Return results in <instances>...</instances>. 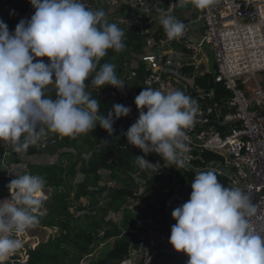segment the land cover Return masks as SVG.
<instances>
[{
	"label": "clouds",
	"instance_id": "obj_1",
	"mask_svg": "<svg viewBox=\"0 0 264 264\" xmlns=\"http://www.w3.org/2000/svg\"><path fill=\"white\" fill-rule=\"evenodd\" d=\"M210 2L193 0L199 8ZM30 3L34 14L21 19L14 32L0 19V141L10 142L19 153L49 132L74 138L98 123L111 135L115 119L131 109L114 103L104 116L86 88L125 85L115 65L100 63L108 49L125 48L123 30L109 23L102 9L87 8L81 0ZM159 23L170 40L182 36L185 28L172 15H162ZM44 56L49 63L33 62ZM48 85L54 86L55 98L46 95ZM134 103L138 118L123 132L128 144L184 168L189 152L185 130L194 124L196 101L180 90L146 87ZM136 164L141 169L153 165L144 156H136ZM217 177L210 170L194 175L190 198L171 213L176 223L169 243L189 256L188 264H264V235L249 225L248 217L255 212L249 195L239 187H225ZM45 185L46 179L34 174L10 181L8 188L16 195L10 191L11 199L0 200V260L20 249L18 235L38 223Z\"/></svg>",
	"mask_w": 264,
	"mask_h": 264
},
{
	"label": "built area",
	"instance_id": "obj_2",
	"mask_svg": "<svg viewBox=\"0 0 264 264\" xmlns=\"http://www.w3.org/2000/svg\"><path fill=\"white\" fill-rule=\"evenodd\" d=\"M107 5L109 17L118 26L133 28L143 37L146 52L135 54L125 64L133 70L139 62H145L148 73L141 82L142 90H180L167 78L171 73L183 75L185 66L200 69L208 61L205 47L210 48L215 66L212 80L222 84L229 96L222 104L214 87L196 86L197 112L193 126L185 130L189 147L184 154L185 168L214 171L228 178L230 188L239 187L247 193L255 207L248 217L249 225L264 235V0H211L206 7H198L200 41L192 36L191 21L178 18V0H108ZM162 15H172L183 22L182 36L170 40L155 34ZM137 95L133 88L119 93L118 104L131 109L120 118L131 124L139 115L134 103ZM3 142L10 147V142ZM205 151L216 152L224 159L196 165ZM12 170L10 165V174ZM135 213L134 226L121 232L132 238V250L115 264H155L159 253L171 256L175 262L189 258L169 243L171 228L152 214L143 215L139 209Z\"/></svg>",
	"mask_w": 264,
	"mask_h": 264
},
{
	"label": "trees",
	"instance_id": "obj_3",
	"mask_svg": "<svg viewBox=\"0 0 264 264\" xmlns=\"http://www.w3.org/2000/svg\"><path fill=\"white\" fill-rule=\"evenodd\" d=\"M93 3L97 0H88ZM87 7V6H86ZM14 10V14H10ZM2 11L4 12L2 14ZM35 8L31 5L30 0H0V19H2L8 26L11 32H14L15 26L21 19H30L34 14ZM157 36L166 35L161 24L158 25L155 31ZM125 43V48L119 52L113 49H108L107 55L100 60V63H109V59L118 54H125L132 59L135 54H141L144 48L143 37L139 35L134 40L122 38ZM213 59V56L211 54ZM37 60L49 63V58L36 57L33 62ZM214 66V62H213ZM215 68V66H214ZM118 77V70L115 71ZM134 81L125 82L127 87L133 88L138 94L142 90L141 82L148 73L145 62H139V65L133 69ZM183 75L193 78L195 86L203 89L210 87L215 88L216 98L222 104H226L229 96L227 89L219 83H214L212 80L213 72H206L202 75H196L193 67H183ZM91 75H94L91 74ZM91 75L89 81L91 80ZM89 81H85L89 85ZM49 86V85H48ZM116 87L111 85H104L101 88L96 86L87 87L86 91L90 92L92 98L97 99L100 103V114L107 116L108 112L112 110L114 103H119L120 98L114 92ZM52 98H55V89H51ZM195 100V99H194ZM132 124L119 118L115 119L113 124V132L111 134L112 140H107L109 134L106 130L101 128L97 123L96 127L88 133L78 134L73 137H64V141L68 145L76 146L78 141L85 137L88 145L91 148V155L88 162L82 168L86 174V181L78 185L79 194L88 193L87 187L90 184H98L102 179L104 169L113 172L126 173L124 165L128 167L136 164L134 159L136 156H144L153 165H165L167 161L163 160L159 154L152 152L145 154L142 150H133L122 146L125 139L123 132ZM42 151L41 146L30 145L27 149L28 153H38ZM6 152L16 155L18 152L11 150L0 141V200L11 194V189L8 188L10 181L13 179L10 174V162H7ZM63 155V154H62ZM61 157V156H60ZM203 159L197 160L196 165H204L206 161L223 160V156L213 151H205ZM78 163V162H77ZM76 162L71 165L63 164L60 159L53 163L41 164L32 163L25 174L41 175L46 179L45 190H50L49 199L58 203H63L65 198L70 194L69 182L75 177L77 173ZM199 172L193 168H175L171 173L173 178L177 180L178 191L187 199L190 198L192 191L191 182L194 175ZM218 181L225 187H229V180L226 176L218 175ZM230 188V187H229ZM15 192V191H13ZM12 192V193H13ZM111 202L105 206L99 207V210H91L94 213H87L86 217H74L67 208L63 205V212H59L54 207H48L45 213H37L38 223L36 225L57 227L60 229L58 235L51 236L47 241H43L26 250V261L4 262L0 260V264H81V259L86 256H93V246L96 243V233L104 228L105 217L108 212L115 207V202L122 201L120 208L123 210V219L121 227L125 230L134 226L137 214L129 206L127 197H134L137 193L136 185L124 180L121 185L111 189ZM173 191L168 190H151L145 196L148 200L147 206L142 209L143 215H154L160 222H162L168 229L171 228V223L176 221L172 218V211L183 204L179 200L172 201ZM169 207V211H166ZM171 221V223H170ZM133 247L132 238L126 235L118 234L113 238L110 247L107 250L100 252L96 258H91L89 264H115L122 260L127 254H130ZM188 259L183 262H175L171 256L159 253L155 264H188Z\"/></svg>",
	"mask_w": 264,
	"mask_h": 264
},
{
	"label": "rangeland",
	"instance_id": "obj_4",
	"mask_svg": "<svg viewBox=\"0 0 264 264\" xmlns=\"http://www.w3.org/2000/svg\"><path fill=\"white\" fill-rule=\"evenodd\" d=\"M103 1L104 0H102V2ZM81 2L87 6V8L93 10L102 9L106 14V19L108 22L112 23V20L108 17L107 10H109V6L107 4L101 5L99 0L93 3H89L88 0H81ZM3 13L4 12L2 11V14ZM198 14L199 9L196 7L195 12H189V14L186 15V17H188L186 19L192 21L197 20ZM180 15H182V13H180ZM120 28L124 32L123 38H131V36L133 38H137L139 36V34H137V32L133 29L126 27ZM193 38L196 41H200V32L194 34ZM145 52L146 50L143 48L141 53ZM131 61L132 58L125 54H118L109 59V63L115 65V71L118 70V78L122 80L124 84L125 82L132 83L134 81V78H131V75L133 74L132 68L125 66L127 62ZM205 71L213 72L214 74L215 68L213 66L212 57L208 59L204 66L202 65L200 69H195L194 72L196 75H202ZM188 78L183 77V75L180 74L171 73L170 78H167V81H170L172 86L178 87L180 90H182L185 95L192 97L195 96L198 89L196 86H192L193 79ZM52 87L54 86H47L46 94L50 95L52 92ZM207 102H210V100L208 99ZM107 140H112V136L110 134L107 135ZM54 141L56 142L54 143ZM36 145L41 146L42 151L35 154L28 153L27 151L19 152L16 155L10 152L7 154V161L10 162L11 168L13 169L11 173L13 179H15L16 176L25 174L30 164L36 162L47 164L53 163L54 161H58L60 159V161L66 165H71L74 162L77 164V173L72 181L69 182V196L66 197L65 201L60 204L49 199L51 189L44 190V196H42L43 204L39 210L40 213L47 212L48 207H54L55 210L63 212V205H67L68 211L72 216H89L87 215L88 210H99V207L105 206L111 202V189L121 185L124 180L136 185V195L134 197H127V204H129V206L134 211L139 209L140 212H142V209L147 206L148 200L146 199L145 195L151 190L173 191L174 195L172 196V201L179 200L180 202L184 203L187 199L178 191L179 184L171 174L176 167L174 165H169L168 161L165 165H152L149 169H141L137 164H132L130 167L124 165L126 173L113 172L111 170L104 169L102 171L103 177L98 182V184H90L87 187L88 193L79 194L78 185L80 183H84L87 177L82 168L85 166V162H88L91 155V148L88 145L85 137L81 138L76 146H72L65 143L64 137H61L56 133L49 132L46 136L42 137ZM122 146L133 150H141L134 145L128 144L126 137L122 143ZM9 148L12 150L13 145L11 144ZM50 157L53 158L49 159ZM132 162H136V158ZM121 202L122 201H117V203L115 202V207L112 208L105 217L104 228L96 233V243L93 246V256L83 257L81 259V264L82 261H84V264H89L91 258H96L100 252L107 250L113 241V239L110 241L109 239L116 237L120 231L123 230L121 227V221L124 213L122 208L119 207L121 206ZM59 232L60 229L57 227L54 228L49 226L35 225L18 235L17 238L22 241V247L2 260L4 262H15L17 260L26 261L25 259H27V249L37 245L40 242L47 241L51 236L58 235Z\"/></svg>",
	"mask_w": 264,
	"mask_h": 264
},
{
	"label": "crops",
	"instance_id": "obj_5",
	"mask_svg": "<svg viewBox=\"0 0 264 264\" xmlns=\"http://www.w3.org/2000/svg\"><path fill=\"white\" fill-rule=\"evenodd\" d=\"M107 1L108 0H104L103 2H102V0H99V3H101V5H105V4H107ZM196 5L193 3V0H178V18H180L181 20H187L186 18H188V17H186V15L187 14H189V12H195V9H196ZM197 9H198V7H197ZM107 11H109V10H107ZM180 13H182V15H180ZM184 13V14H183ZM108 17H109V14H108ZM110 18V17H109ZM111 19V18H110ZM112 20V23H116L113 19H111ZM189 21H191L192 22V20H189ZM194 21V20H193ZM190 25H191V23H190ZM120 27H122V26H120ZM127 28V27H126ZM197 29V31H199L200 32V34L202 33V24H201V22H200V24L197 26V27H193L192 29L194 30V29ZM130 29H133V28H130ZM134 30V29H133ZM136 31V30H135ZM197 31H192V36H194V34H196L197 33ZM193 32H194V34H193ZM127 39H129V40H134V39H136V38H133L132 36H131V38H129V37H126ZM205 52H206V54L208 55V59L211 57V50H210V48L208 47V46H206L205 47ZM213 60V59H212ZM126 89H130V87H127L126 85L125 86H123V88H119V87H116V89L114 90V92L117 94V96H119V93L120 92H122V91H124V90H126ZM196 96V95H195ZM195 96H192L191 98H194ZM195 99V98H194ZM88 211H90V210H88ZM92 212V211H91ZM123 219V218H122ZM125 229H123L122 231H124ZM122 231H120V235H121V232ZM111 239H113V238H110L109 239V241L111 240Z\"/></svg>",
	"mask_w": 264,
	"mask_h": 264
},
{
	"label": "water",
	"instance_id": "obj_6",
	"mask_svg": "<svg viewBox=\"0 0 264 264\" xmlns=\"http://www.w3.org/2000/svg\"><path fill=\"white\" fill-rule=\"evenodd\" d=\"M199 24H200V20L199 19L194 20V21L191 22V28L197 27ZM192 31H197V29L196 28L194 30L192 29ZM197 32H199V31H197Z\"/></svg>",
	"mask_w": 264,
	"mask_h": 264
},
{
	"label": "bare ground",
	"instance_id": "obj_7",
	"mask_svg": "<svg viewBox=\"0 0 264 264\" xmlns=\"http://www.w3.org/2000/svg\"><path fill=\"white\" fill-rule=\"evenodd\" d=\"M12 195L15 196L16 195V192H13ZM43 196H44V194H43ZM4 199H11V194L9 196L5 197Z\"/></svg>",
	"mask_w": 264,
	"mask_h": 264
}]
</instances>
